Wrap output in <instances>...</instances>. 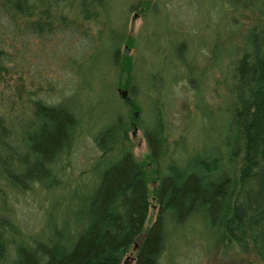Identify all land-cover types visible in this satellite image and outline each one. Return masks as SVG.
Returning a JSON list of instances; mask_svg holds the SVG:
<instances>
[{
	"label": "trees",
	"instance_id": "1",
	"mask_svg": "<svg viewBox=\"0 0 264 264\" xmlns=\"http://www.w3.org/2000/svg\"><path fill=\"white\" fill-rule=\"evenodd\" d=\"M106 2L0 0V86L6 89L5 78L15 77L10 90L0 89V232L16 238L14 264H121L124 258L131 264H158V259L176 264L173 239L180 232L186 233L181 245L196 243L202 258L221 245L252 256L242 264H264V0H236V10L255 14L256 23L240 36L241 48L224 56L226 101L217 144L208 151L203 142L185 160L173 152L172 141L185 129L180 127L185 120L173 125L172 104L165 100L151 107L147 118L144 94L117 100L110 123L93 135L80 129L76 111L61 102L62 96L48 100L54 86L37 77L40 71L28 51L36 52L56 34H69L72 42L75 35L89 40L83 22L98 18ZM138 4L149 8L145 0ZM121 39L110 57L113 87L135 93L132 59L118 52ZM130 41L123 36L126 46ZM87 54L65 62L72 72L69 92L87 88L74 79L75 65ZM153 84L157 93L164 89L160 77ZM62 92L56 89L59 96ZM133 127L141 129L147 150L141 161L135 160L127 135ZM80 133L96 149L90 170L97 171L93 181L87 180L81 205L70 206L64 190L89 171L86 167L75 178L63 171ZM148 182L155 183L150 191ZM23 194H30L36 207L38 221L32 227L24 228L9 207ZM151 202L154 218L144 227ZM191 219L198 228H192ZM192 230L194 237L188 234Z\"/></svg>",
	"mask_w": 264,
	"mask_h": 264
},
{
	"label": "rangeland",
	"instance_id": "2",
	"mask_svg": "<svg viewBox=\"0 0 264 264\" xmlns=\"http://www.w3.org/2000/svg\"><path fill=\"white\" fill-rule=\"evenodd\" d=\"M140 1L142 0H108L98 18L83 22L89 40L83 37L82 41L81 36L75 35V41L72 42L71 35L56 34L39 45L36 52L28 51V55L32 56L31 63L34 60L40 71L37 77L48 79L54 86L48 100L56 102L62 96L61 102L76 111L80 129L91 135L110 123L118 110L117 100L120 102L125 97L140 99L144 94V118L148 117L151 107L165 100L172 104V124L178 125L181 119L185 120L180 126L182 128L184 125L185 129L172 139L175 142L173 152L179 158L184 157L185 160L192 157V152L203 142L207 143L210 151L218 142L216 129L224 116L226 96L222 97V77L227 76L228 72V61L224 56L241 48L240 36L256 23V15L248 10H236V0H145L149 4L147 10L139 6ZM121 35L122 39L117 44L118 52L124 51L132 59V84L137 88L135 93L113 87L116 74L110 57ZM124 35L131 39L129 46L123 42ZM84 52L88 54L81 63L75 65L78 71L74 79L81 80L87 88L69 92L67 83L72 79V72L65 62ZM26 59L28 60L27 57ZM157 77L164 83V89H160V93L155 92L152 87ZM5 79L6 89L3 85L0 89L10 90L15 77ZM173 80L176 81L171 83ZM169 84L171 94H167L165 90ZM42 85L46 86L44 82ZM56 89L63 90L60 96ZM123 90L125 93L121 95ZM193 103L194 106L198 103L196 109ZM127 135L135 160L141 161L147 153L141 129L136 128L132 134L128 132ZM72 147L64 160L63 171L70 178L77 177L86 167L89 171L83 179L69 185L64 190L63 197L68 205L80 206L81 196L89 186L87 180L93 181L96 175L97 167L93 171L90 169L97 152L85 133H80ZM154 184L148 182L146 189L150 191ZM49 195L52 197L48 193ZM2 203L0 198V205ZM152 204L153 202L147 209L144 227L154 218L155 207ZM9 207L12 209L11 213L24 223V228L32 227L38 221L30 194H23L9 204ZM42 207L44 204L40 208ZM193 219L190 220L192 228H198ZM182 228L183 225L175 230L180 232ZM182 234L186 237V233L180 232L173 239L177 247L173 251L176 264H242L245 259L252 258L251 255H241L235 248L228 249L221 245H217L210 255L202 258L196 243L181 245ZM188 234L194 237L196 233L192 230ZM42 235L47 236L46 233ZM141 237L142 233L136 237V241ZM15 240L10 233L0 232V264H14L11 249ZM129 255L132 256L131 253ZM126 260L124 258L121 264L132 263V260ZM158 264H161V259H158Z\"/></svg>",
	"mask_w": 264,
	"mask_h": 264
},
{
	"label": "water",
	"instance_id": "3",
	"mask_svg": "<svg viewBox=\"0 0 264 264\" xmlns=\"http://www.w3.org/2000/svg\"><path fill=\"white\" fill-rule=\"evenodd\" d=\"M124 93H125V91H124V90H123V91H121V95H124ZM134 130H136V128H135V127H133V128H132V131H134ZM132 131H131V134H132ZM135 246H136V244H135V243H133L132 249H134V248H135Z\"/></svg>",
	"mask_w": 264,
	"mask_h": 264
}]
</instances>
